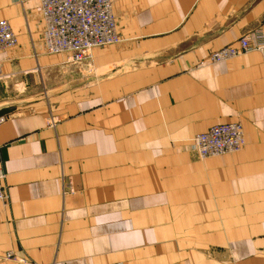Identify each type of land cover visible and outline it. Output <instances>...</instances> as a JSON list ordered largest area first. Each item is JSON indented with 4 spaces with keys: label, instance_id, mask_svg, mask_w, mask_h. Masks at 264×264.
Here are the masks:
<instances>
[{
    "label": "crops",
    "instance_id": "crops-1",
    "mask_svg": "<svg viewBox=\"0 0 264 264\" xmlns=\"http://www.w3.org/2000/svg\"><path fill=\"white\" fill-rule=\"evenodd\" d=\"M112 2L122 42L74 65L40 0H0V264H264V57L201 66L264 32V0ZM235 122L244 150L199 159Z\"/></svg>",
    "mask_w": 264,
    "mask_h": 264
},
{
    "label": "built area",
    "instance_id": "built-area-1",
    "mask_svg": "<svg viewBox=\"0 0 264 264\" xmlns=\"http://www.w3.org/2000/svg\"><path fill=\"white\" fill-rule=\"evenodd\" d=\"M40 2L47 54H69L72 64L81 65L91 59L95 49L122 42L112 0H40ZM18 45L19 39L10 23L1 20L0 52L13 50ZM253 52L264 57L262 31L248 32L239 39L237 46L214 51L201 66L227 63ZM7 120V117L0 116V127ZM51 124L55 126V120H52ZM245 147L243 128L238 122L217 124L191 140V148L201 160L237 154ZM5 180L6 173L0 162V203L3 204L8 201ZM8 257L12 258L10 255Z\"/></svg>",
    "mask_w": 264,
    "mask_h": 264
}]
</instances>
